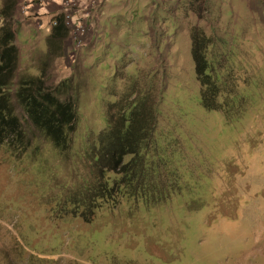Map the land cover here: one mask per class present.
Listing matches in <instances>:
<instances>
[{"label": "rangeland", "instance_id": "1", "mask_svg": "<svg viewBox=\"0 0 264 264\" xmlns=\"http://www.w3.org/2000/svg\"><path fill=\"white\" fill-rule=\"evenodd\" d=\"M90 7L85 47L70 36L72 52L43 61L41 39L38 59L18 61L17 72L43 67L50 83L71 77L76 121L65 163L47 142L33 157L0 145V264H264V1ZM194 30L209 40L205 73L220 85L221 109L200 102ZM136 97L154 115L141 152L145 181L122 187L115 204L66 197L85 175L82 159L95 156L112 105Z\"/></svg>", "mask_w": 264, "mask_h": 264}, {"label": "trees", "instance_id": "2", "mask_svg": "<svg viewBox=\"0 0 264 264\" xmlns=\"http://www.w3.org/2000/svg\"><path fill=\"white\" fill-rule=\"evenodd\" d=\"M14 5L15 0H3L0 7V145L15 156L27 150L31 156L33 150L41 149L47 142L54 149V156L65 163L69 160L70 137L76 121V100L70 93L71 77L50 83L43 67L38 68L37 74H31L27 69L17 72L19 53L11 19ZM55 19L56 24L45 39L47 52L43 61L61 54L59 50L68 32L61 16ZM191 39L190 51L200 88V102L206 109H221L225 97L220 103L215 100L220 85L205 73L207 63L203 50L209 40L196 30ZM141 98H134L135 102L120 99L112 105L105 127L97 133V146L93 147L95 156L90 162L82 159L87 167L85 175L79 185L64 191L66 197L74 202L81 199L89 207L98 206L105 200L115 204L122 187L136 190L145 181L146 173H141L139 168L141 152L151 135L154 115ZM16 108L20 110V116ZM49 146L44 149H50ZM125 154L130 157L123 162ZM2 253L0 251V255Z\"/></svg>", "mask_w": 264, "mask_h": 264}, {"label": "crops", "instance_id": "3", "mask_svg": "<svg viewBox=\"0 0 264 264\" xmlns=\"http://www.w3.org/2000/svg\"><path fill=\"white\" fill-rule=\"evenodd\" d=\"M26 6L25 10L19 12V2L20 0H15V5L12 14V26L14 29V41L18 49L19 58L24 59H38L39 53V43L41 39H46L47 35L51 30L50 20L56 16H61V0H25ZM93 0H78L76 7L73 9V14L77 17H81L88 24V27L81 36L82 45L88 43L92 36V21L88 16V9L92 8L91 2ZM263 1V0H262ZM99 4V2H98ZM16 31L22 36H26V43H17ZM70 33L69 30L67 35L62 41L61 56H64L65 52H72L70 50ZM21 45V47H20Z\"/></svg>", "mask_w": 264, "mask_h": 264}, {"label": "built area", "instance_id": "4", "mask_svg": "<svg viewBox=\"0 0 264 264\" xmlns=\"http://www.w3.org/2000/svg\"><path fill=\"white\" fill-rule=\"evenodd\" d=\"M78 0H61V20L65 27L69 30L72 40H75V46L81 41V35L86 30L87 23L81 17H77L73 14V9L76 7ZM93 4V1H92ZM26 1L20 0L19 12L25 10ZM56 24V19L51 18L50 25Z\"/></svg>", "mask_w": 264, "mask_h": 264}]
</instances>
